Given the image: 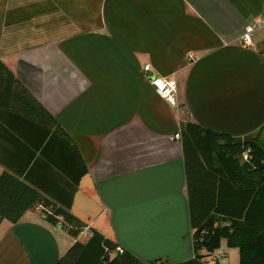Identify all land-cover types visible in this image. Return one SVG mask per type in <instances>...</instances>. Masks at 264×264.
Returning a JSON list of instances; mask_svg holds the SVG:
<instances>
[{"label":"crops","instance_id":"crops-1","mask_svg":"<svg viewBox=\"0 0 264 264\" xmlns=\"http://www.w3.org/2000/svg\"><path fill=\"white\" fill-rule=\"evenodd\" d=\"M96 13L98 28L15 48L11 33L30 24L60 31L66 14L89 24L94 0H0V65L38 103L0 87V214L27 209L0 220V264H57L76 239L43 207L70 203L138 260L189 261L183 118L264 148V33L253 49L240 42L264 0H101ZM147 65L176 80L178 110Z\"/></svg>","mask_w":264,"mask_h":264},{"label":"trees","instance_id":"trees-1","mask_svg":"<svg viewBox=\"0 0 264 264\" xmlns=\"http://www.w3.org/2000/svg\"><path fill=\"white\" fill-rule=\"evenodd\" d=\"M4 83L14 84L38 104L0 65V87ZM179 135L194 251L193 259L179 264H210L209 257L218 264L227 256L221 253L223 242L228 249L238 251L239 264H264V148L254 139L233 138L192 122L182 123ZM71 208V203L66 207H43L52 212L43 210L50 224L56 227L60 222L61 230L76 239L57 264H162L159 260L143 262L124 250L117 252V243L93 229L87 240H79L86 225L73 216ZM25 210L14 218L0 214V220H17Z\"/></svg>","mask_w":264,"mask_h":264},{"label":"rangeland","instance_id":"rangeland-1","mask_svg":"<svg viewBox=\"0 0 264 264\" xmlns=\"http://www.w3.org/2000/svg\"><path fill=\"white\" fill-rule=\"evenodd\" d=\"M100 1L101 0H94L95 14L93 17H90V21H88L90 22L89 24H86L87 23L86 17L78 16L76 18L74 16H69L68 14H66V16L63 15L60 18V23H62V26H63L60 29V31H56V32L48 31L47 27H52V26H48V24H46V31L45 33H43L42 28L40 30H37V27L39 26V24H36L34 26L30 24L27 27H23L22 30L11 33L9 43L10 45H14L15 48H17L19 46L22 47V46H26L27 44L31 45L33 43H37L38 41H43L46 37H47V40L50 38H55V37H58V39H64L67 36L79 33V31H76L77 30L75 28L76 26H78L81 29L98 28L100 25V16L97 15L96 11L99 8ZM71 29H75V30H71ZM183 119L184 121H182L181 124L185 122H190L188 119H185V118ZM227 250L229 249L227 248ZM233 251L235 250L231 249V251H229V255H227L225 260L222 261L223 264H239L240 257H239L238 251H236V254ZM208 260L209 262L214 263V259H212L211 257H209Z\"/></svg>","mask_w":264,"mask_h":264},{"label":"built area","instance_id":"built-area-1","mask_svg":"<svg viewBox=\"0 0 264 264\" xmlns=\"http://www.w3.org/2000/svg\"><path fill=\"white\" fill-rule=\"evenodd\" d=\"M264 31V18L256 17L253 21L247 25L244 32L240 36L241 45L247 49H253L255 47V36L257 33ZM188 59L192 62L194 60L193 54L190 52L188 54ZM151 66L147 65L144 67L145 73H147V78L150 84L154 87L158 95L166 101L174 109H179L180 105L178 104V84L173 77H163L151 73ZM149 74V75H148ZM245 159H248L247 154L244 156ZM45 213L52 214L50 209H43ZM61 221V218H58ZM61 223L59 222L56 226L57 229L61 230ZM92 235V229L89 226L84 227L83 231L80 234V237H88ZM117 252L123 253L121 247L117 248Z\"/></svg>","mask_w":264,"mask_h":264}]
</instances>
